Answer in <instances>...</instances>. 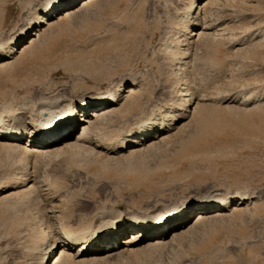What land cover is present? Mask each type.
<instances>
[{
    "label": "rangeland",
    "instance_id": "1",
    "mask_svg": "<svg viewBox=\"0 0 264 264\" xmlns=\"http://www.w3.org/2000/svg\"><path fill=\"white\" fill-rule=\"evenodd\" d=\"M49 1L0 0V44ZM77 14L49 29L36 52L0 71V108L20 113L25 104L81 99L134 74L149 101L128 115H107L106 130L150 117L156 100L170 96L182 107L172 113L177 123L192 120L191 126L179 138L129 160L110 158L106 166L73 153L40 159L29 168L32 192L0 201V264H23L31 243L24 229L49 232L56 205L77 221L103 209L142 218L244 192L250 199L239 211L206 219L172 244L89 264H264V0H99ZM195 27L210 35L189 41ZM180 89L186 100H179ZM199 116L210 129L194 147L182 145ZM22 160L19 152L0 149V189L18 186Z\"/></svg>",
    "mask_w": 264,
    "mask_h": 264
},
{
    "label": "bare ground",
    "instance_id": "2",
    "mask_svg": "<svg viewBox=\"0 0 264 264\" xmlns=\"http://www.w3.org/2000/svg\"><path fill=\"white\" fill-rule=\"evenodd\" d=\"M98 1L51 0L42 4L35 11L34 18L32 17L33 19L27 26L11 40L2 43L3 45L0 44V52L10 57V59L0 60V71L7 69V67L11 68L23 53L29 51L30 54H33L36 52L33 50L39 48L37 47L38 44L45 40V35L49 29L78 16L77 13L80 10L87 9ZM73 3L77 4L71 6ZM196 15H198V11ZM193 29L194 31H188L187 37L185 36L191 42L210 35L205 27ZM28 34L30 36L27 37ZM25 39L26 41L22 42ZM137 78L134 74H127L124 79L131 80L135 86L129 88L123 95L114 88L116 82L112 80L104 91L96 92L94 95L81 99L55 98L37 105L32 103V105L25 104V106L23 104V110L20 113H17V109L11 106L1 107L0 149L19 152L24 160L21 163L25 172L22 173V180L16 182L18 186L15 184L14 188L4 187L0 189V201L17 198L32 192L35 187L31 179L32 171H29V168L35 169V165L42 158L57 156L62 153H73L91 156L93 160L98 161L102 166H106L110 158L118 160L117 157L125 159L130 157L131 159V157L140 156V153L146 152L147 149L152 148L160 141H170L177 134V137L180 136L179 133L182 135V132L191 126L192 120L177 123L179 115L174 117L172 113L163 119H156L162 106L181 110L182 107L179 106L177 98L174 96L176 99L171 96L167 99L158 98L156 100L158 107L148 113L151 114L150 117H144L145 119L129 125L128 122L124 124L121 122L123 125L127 123L123 130H119L123 127H120L121 123L117 131H115L116 128L112 131V127L106 130V123H111L106 120L107 115H120L125 112L129 114V112L138 110L145 102L149 101V98L143 95L146 91L143 90L144 88L139 84L141 81L139 82ZM186 92L181 90L178 93V96L181 97L179 100H186L184 97ZM20 108L22 109V106ZM196 109L197 107L194 108L192 117L195 116ZM183 111L181 112L183 113ZM30 114H34L35 120L29 119ZM124 119L127 120V117L121 120ZM80 123L82 124L80 125ZM195 126V131L190 132L193 133V136L190 135V138L184 139L185 141L181 142L182 145L188 144L192 147L197 145V141L203 139V131L210 129L211 122L199 116L195 121ZM94 129H97L98 135L95 136L94 133L93 137L91 133L94 132ZM119 163L122 162H116V164ZM45 190L47 189L45 188ZM47 194L50 193L47 192ZM247 195L244 192L216 199L209 197L197 205L194 202H187L180 206H173L164 213L142 218L113 211L115 215H120L116 217L112 212L109 213L103 209L102 213L101 211H93L88 218L77 221L71 214L65 213L64 208L61 209V205H56L57 209L52 208V215L49 216L53 222H56V226L48 230L49 232L34 230V227L29 225L24 229L23 235L27 232L28 237H30L28 240L31 243L28 244V241V245L24 246L23 264H89L106 260L123 251L136 253L169 243L172 244L192 226L204 223L206 219H221L239 211L245 202L249 201L250 197ZM197 210L199 212L196 214L195 211ZM191 215L194 216L189 220ZM124 235L128 236L118 242V239Z\"/></svg>",
    "mask_w": 264,
    "mask_h": 264
},
{
    "label": "snow or ice",
    "instance_id": "3",
    "mask_svg": "<svg viewBox=\"0 0 264 264\" xmlns=\"http://www.w3.org/2000/svg\"><path fill=\"white\" fill-rule=\"evenodd\" d=\"M10 59L5 53L0 52V60ZM135 85L132 83L131 80L128 79H121L116 81L114 88L119 90V93L123 95L129 88L134 87ZM178 110L169 108L166 106H162L160 112L157 114L156 119H163L169 113H175Z\"/></svg>",
    "mask_w": 264,
    "mask_h": 264
}]
</instances>
